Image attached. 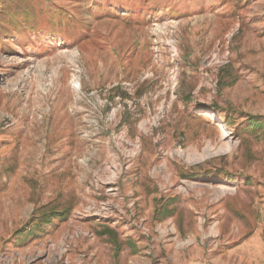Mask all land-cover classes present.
<instances>
[{"label": "rangeland", "instance_id": "374dc122", "mask_svg": "<svg viewBox=\"0 0 264 264\" xmlns=\"http://www.w3.org/2000/svg\"><path fill=\"white\" fill-rule=\"evenodd\" d=\"M0 264H264V0H0Z\"/></svg>", "mask_w": 264, "mask_h": 264}, {"label": "trees", "instance_id": "16d2710c", "mask_svg": "<svg viewBox=\"0 0 264 264\" xmlns=\"http://www.w3.org/2000/svg\"><path fill=\"white\" fill-rule=\"evenodd\" d=\"M259 118L257 116L255 117H250L249 118V121H248V127L251 128V127H255L257 125H259L261 122L258 120ZM247 127V126H246ZM246 130V128H244ZM65 213V209H62V210H58V211H54L52 210L51 211V214L49 215V217H58V215L60 213ZM61 216V215H60ZM50 223L49 220H46L45 223Z\"/></svg>", "mask_w": 264, "mask_h": 264}]
</instances>
